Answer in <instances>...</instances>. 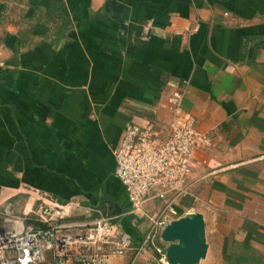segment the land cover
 <instances>
[{
	"label": "crops",
	"instance_id": "1",
	"mask_svg": "<svg viewBox=\"0 0 264 264\" xmlns=\"http://www.w3.org/2000/svg\"><path fill=\"white\" fill-rule=\"evenodd\" d=\"M183 81L211 141L194 153L195 197L172 206L235 214L223 256L247 238L264 257V0H0V204L25 214L41 192L74 219L108 214L149 264L150 222L128 213L113 149L129 123L165 137Z\"/></svg>",
	"mask_w": 264,
	"mask_h": 264
},
{
	"label": "built area",
	"instance_id": "2",
	"mask_svg": "<svg viewBox=\"0 0 264 264\" xmlns=\"http://www.w3.org/2000/svg\"><path fill=\"white\" fill-rule=\"evenodd\" d=\"M170 86L167 135L159 139L150 126L129 123L113 149L115 174L130 204L128 213L150 222L143 243L151 242L163 225L179 217L172 202L195 197L189 180L194 153L211 141L183 107L186 81ZM149 198L163 200L158 212L146 214L144 203ZM35 199L28 219L42 225L27 223L25 216L7 215L3 220L7 225L0 227V264H115L131 247V237L112 216L98 213L93 218L74 219L75 204H58L41 192Z\"/></svg>",
	"mask_w": 264,
	"mask_h": 264
},
{
	"label": "rangeland",
	"instance_id": "3",
	"mask_svg": "<svg viewBox=\"0 0 264 264\" xmlns=\"http://www.w3.org/2000/svg\"><path fill=\"white\" fill-rule=\"evenodd\" d=\"M191 212H197L198 209L196 207H192L190 209ZM202 210V211H201ZM201 212H204V223H205V239L207 243V251L206 256L200 260L198 264H227L224 259V249H222L223 243V237L227 234L230 235V233L233 234V236H239V233L242 231L240 229V226L236 225L240 219V217H237L235 214H231L228 211H224V209L217 208V209H211L208 210V208L201 209ZM28 210L25 212L27 213ZM186 214V213H185ZM183 213H180L179 216L185 215ZM7 215H13V216H25V221L27 223L30 220L28 219L30 216V213L24 214L23 209L21 211H17L15 208L11 207L9 209L4 208L3 204H0V227L3 228V226L7 225L5 222H3L4 218L7 217ZM76 215L75 212L72 213L73 216ZM28 219V220H27ZM232 222V225H229L227 222ZM34 223V222H33ZM233 227V228H232ZM164 228V225L157 231L155 234V237L152 238L151 242H145L142 244V248H146V251H149L150 255L148 258H146L147 263L149 264H165L164 262L167 261L166 258L163 257L161 253L165 256V248L168 245L167 242L163 241L160 237L161 231ZM149 245L159 248L160 257L158 259H155L154 255L152 254V250L149 248ZM234 245V244H233ZM140 250H143V249ZM233 249L232 245L230 246V251ZM139 250L135 249H128L123 257L119 258L115 264H136L139 262ZM144 252V251H143ZM257 253L262 254V252ZM164 259V262H163Z\"/></svg>",
	"mask_w": 264,
	"mask_h": 264
},
{
	"label": "water",
	"instance_id": "4",
	"mask_svg": "<svg viewBox=\"0 0 264 264\" xmlns=\"http://www.w3.org/2000/svg\"><path fill=\"white\" fill-rule=\"evenodd\" d=\"M160 237L168 243L165 257L169 264H198L206 256L205 223L200 212L170 220Z\"/></svg>",
	"mask_w": 264,
	"mask_h": 264
},
{
	"label": "trees",
	"instance_id": "5",
	"mask_svg": "<svg viewBox=\"0 0 264 264\" xmlns=\"http://www.w3.org/2000/svg\"><path fill=\"white\" fill-rule=\"evenodd\" d=\"M50 6V12L58 18L62 7L61 4L58 1H52ZM52 14H50V18H52ZM69 23L70 20L68 19V24ZM29 222L33 223L34 220H30ZM33 224L42 225L39 222H34ZM148 246L152 250L155 259H158L161 256L160 253L157 252L154 246L151 247L149 244ZM224 259L227 264H264V257L257 253L247 238L241 242L236 241L233 245L232 252L230 254H225Z\"/></svg>",
	"mask_w": 264,
	"mask_h": 264
}]
</instances>
